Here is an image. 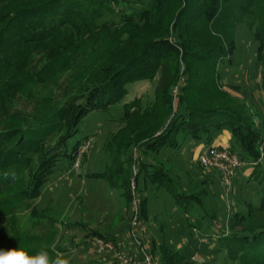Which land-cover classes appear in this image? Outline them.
<instances>
[{"label":"trees","instance_id":"trees-1","mask_svg":"<svg viewBox=\"0 0 264 264\" xmlns=\"http://www.w3.org/2000/svg\"><path fill=\"white\" fill-rule=\"evenodd\" d=\"M241 26L257 44L264 87V0H0V248L56 257L53 238L23 231L20 216L43 218V188L85 145L73 143L81 121L120 106L111 168L93 178L118 182L129 203L148 184L163 189L187 219L186 237L207 239L225 264H264V109L254 113L222 88V70L236 65ZM45 87L57 90L42 96ZM225 132L230 146L215 144ZM190 142L227 148L251 171L236 199L243 210L228 222L206 208V188L190 190L160 162ZM134 146L154 160H125ZM141 201L144 222L147 195ZM147 244L158 264H195L188 251L155 238Z\"/></svg>","mask_w":264,"mask_h":264},{"label":"rangeland","instance_id":"rangeland-1","mask_svg":"<svg viewBox=\"0 0 264 264\" xmlns=\"http://www.w3.org/2000/svg\"><path fill=\"white\" fill-rule=\"evenodd\" d=\"M236 43L237 52L233 56L236 65L233 70L228 66L222 70V88L240 100L246 99L254 113L260 112L264 109V87L261 68L256 65L257 44L243 26L236 33ZM52 90L57 88H41L40 95H48ZM142 92L144 89H138L137 95ZM145 92L150 94L151 90L146 89ZM177 100L178 98H174V101ZM21 107L31 109V106L24 103ZM122 116L123 108L116 106L108 113H94L84 118L79 125V134L73 141L75 143L78 140H85L78 161L72 167L68 162H64L43 188L38 204L39 210L45 209L43 214L41 213L43 218L39 220L31 218L29 213L20 216L23 231L39 235L47 243L46 238L52 237L51 248L55 254H63L70 259L71 264H107L106 260L113 257V253L100 255L96 251L92 244L94 238L92 232L115 235L116 244L123 255L141 258V249L130 234L135 204L128 202L118 182L112 180L113 184L110 185V181L93 178L97 174H108L111 168V152L108 145L121 128L118 120ZM257 119L256 126H259L260 122ZM226 140H229L228 143ZM214 143L229 147V134L225 132ZM209 147L207 144L194 146L190 142L180 150H168L160 162L169 170L172 177L190 190L199 192L206 188L208 191L205 198L206 208L216 213L219 221L228 222L233 211L243 210L241 204L236 205L240 185L235 186L234 181L238 172L232 186L225 188L221 176L218 179L209 171L217 170L201 169L198 158ZM124 155L125 160L129 158L154 160L152 154H146L137 146L128 149ZM131 167L127 162V170ZM132 169L136 174L138 167L133 166ZM246 170L249 169L244 166L239 173ZM211 178H214V182L209 185L206 182ZM216 179L218 181H215ZM241 180V183H244L246 178L242 176ZM148 186L149 190L142 191L137 189L135 181L131 183L133 193L137 189L136 198L140 204L144 196L147 195L149 199L146 206L147 219L143 222L140 216L141 225L146 230L144 236L146 242L151 243L155 238L159 244L166 247L188 251L195 264H225L223 258L215 254L214 246L210 245L207 239L199 243L201 239L199 240L197 235L192 238L185 236L183 232L188 233L186 229L188 226L185 224L187 219L168 193L161 188L149 184ZM146 247L149 248L148 245Z\"/></svg>","mask_w":264,"mask_h":264},{"label":"built area","instance_id":"built-area-1","mask_svg":"<svg viewBox=\"0 0 264 264\" xmlns=\"http://www.w3.org/2000/svg\"><path fill=\"white\" fill-rule=\"evenodd\" d=\"M173 95L175 99L178 98V88L174 89ZM198 161L203 169L217 170L221 176L222 185L225 188L232 186L233 179L238 169L245 165V163L240 161L229 149L215 146L209 147L206 152L202 153ZM133 204H135V215L130 223V234L141 249V258L128 255L125 256L120 252L118 245L113 240L95 237L92 240V244L100 255L113 253V257L108 261L106 260L107 264H158V261L152 255L148 254L146 247L148 244L142 241L146 230L141 225L142 222H140V201L138 198L133 200Z\"/></svg>","mask_w":264,"mask_h":264},{"label":"clouds","instance_id":"clouds-1","mask_svg":"<svg viewBox=\"0 0 264 264\" xmlns=\"http://www.w3.org/2000/svg\"><path fill=\"white\" fill-rule=\"evenodd\" d=\"M0 264H71L63 254L51 258L46 250L30 255L21 247L0 248Z\"/></svg>","mask_w":264,"mask_h":264},{"label":"crops","instance_id":"crops-1","mask_svg":"<svg viewBox=\"0 0 264 264\" xmlns=\"http://www.w3.org/2000/svg\"><path fill=\"white\" fill-rule=\"evenodd\" d=\"M228 141L229 140H226V143H228ZM244 168V167H243ZM241 169V168H240ZM240 169L237 171L238 173H237V177H236V180L234 181V185L235 186H238V185H240V184H242L241 182H242V180H241V177L243 176V177H245L246 178V180H247V178L250 176V173H251V171H249V170H246V171H244V172H241V174L239 173V171H240ZM243 173V174H242ZM218 179H219V177H217ZM218 179H216L215 181H218ZM220 181V180H219ZM221 185V184H220ZM222 187V186H221ZM109 235V234H108ZM110 236H113V235H110ZM113 237H115V235L113 236Z\"/></svg>","mask_w":264,"mask_h":264}]
</instances>
